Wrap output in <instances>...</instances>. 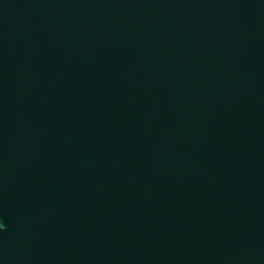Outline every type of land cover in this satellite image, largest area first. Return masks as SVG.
I'll return each instance as SVG.
<instances>
[{"label":"water","instance_id":"95a60500","mask_svg":"<svg viewBox=\"0 0 264 264\" xmlns=\"http://www.w3.org/2000/svg\"><path fill=\"white\" fill-rule=\"evenodd\" d=\"M0 264H264V0H0Z\"/></svg>","mask_w":264,"mask_h":264}]
</instances>
